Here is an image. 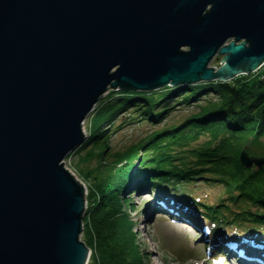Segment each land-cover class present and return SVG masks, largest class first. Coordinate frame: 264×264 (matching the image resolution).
<instances>
[{"label": "water", "instance_id": "95a60500", "mask_svg": "<svg viewBox=\"0 0 264 264\" xmlns=\"http://www.w3.org/2000/svg\"><path fill=\"white\" fill-rule=\"evenodd\" d=\"M216 54L225 65L207 69ZM263 66L264 0H0V264L87 263L85 189L62 162L109 90L224 83ZM239 163L264 158L244 148Z\"/></svg>", "mask_w": 264, "mask_h": 264}, {"label": "trees", "instance_id": "16d2710c", "mask_svg": "<svg viewBox=\"0 0 264 264\" xmlns=\"http://www.w3.org/2000/svg\"><path fill=\"white\" fill-rule=\"evenodd\" d=\"M262 77V80L240 77L227 83L213 82L195 87H178L169 89L168 94L152 93L146 96L141 93L121 92L117 98L98 108V117L104 113L109 117L111 113L113 116L121 114L128 105L137 102L136 108L145 117L142 121L149 126L160 123V118H166L176 105L197 111L187 116L178 127L171 126L162 132L151 133L146 140L139 141L137 147H132L134 151L127 152L129 154L120 159L119 164L123 163V168L118 179L110 181V177H113L107 171L104 173L105 177L99 173L93 178L89 173L85 175L86 179L94 181L92 185L95 189L94 193L87 191L89 202L83 216L82 239L92 251L89 264H143V259H140L134 246L136 236L131 232V224L122 200V194L135 183L152 185L154 189L172 183L175 190V186L207 172L219 177V182L226 187V193L237 192V198L232 196L231 202L242 200L258 205L264 212L261 189L262 186L264 188V167L261 170L248 171L238 161L244 147L251 156L264 157V73ZM175 95L181 98L170 109L161 105L163 100ZM199 136H208L210 142L203 149L187 150L188 153L185 154H189L193 161L188 163L185 162L187 157L178 159L172 154L176 148H189L186 140L197 141ZM99 140L97 132L85 144L94 145ZM137 150H147V154L135 167ZM177 162L180 164L174 165ZM135 169L144 172L143 182L134 177ZM181 193L174 195L181 201L186 200L184 195L190 194L184 190ZM188 199L191 204L200 206L197 199ZM217 208L227 210L225 205ZM205 212V218L209 222L217 223L218 228H214L217 234L221 226L232 222L225 216L218 215L219 219L214 217L217 212L211 209ZM236 212L235 218L239 216V211ZM247 218L258 226H264V213L251 214Z\"/></svg>", "mask_w": 264, "mask_h": 264}, {"label": "rangeland", "instance_id": "374dc122", "mask_svg": "<svg viewBox=\"0 0 264 264\" xmlns=\"http://www.w3.org/2000/svg\"><path fill=\"white\" fill-rule=\"evenodd\" d=\"M223 58V56L216 54L208 63L207 69L218 71L225 65L222 61ZM263 73L264 70L256 71L252 73L253 76L251 78L262 80L263 77L257 75H263ZM241 76H237L235 79ZM195 86L189 85L187 87ZM169 89L174 88L167 86L156 91L131 93H141L149 96L152 93L168 94L170 92ZM118 93L121 92L109 90L101 98L100 103L95 105L93 111L86 116L80 125L82 135L84 136V144L78 150L68 154L62 162L64 169L85 189L84 214L89 202L87 199V191L90 190L94 193L95 190L92 185L94 181L86 179V174L89 173L92 178L97 173L105 177L104 173L108 172L113 177H110V181L111 179H118L123 168V163L119 164L120 159L124 158L126 154L131 153L132 150L134 151L132 147H137L138 143H140L139 141L146 140L151 133L162 132L171 126L178 127L187 116L197 111L176 105L170 110L166 118H160V123L149 126L146 122L142 121L145 117L142 116L141 110L138 111V108H136V102L135 104L128 105L121 114L118 113L113 116L111 113L108 117L107 113H104L98 117V108L109 100L117 98ZM180 98L178 95L172 98L168 97L163 100L161 105L170 109ZM177 109L180 110L176 111ZM97 132L100 140L94 145H86L87 140L93 137L94 134L97 135ZM102 135L104 136L102 137ZM208 142H210L208 136H199L197 141L192 142H187L186 140V145H189V148H176V151L172 154L176 158L178 157V159L179 157H187L185 162L189 163L192 158L189 154H185L188 153L187 150L203 149ZM146 154L147 150H137V156L134 162L135 167L138 166L140 159H145ZM179 164L180 162L174 163V165ZM263 167L260 169L252 167L251 169L244 170H261ZM133 172L135 174L134 177L140 180V182H143L144 172L136 169ZM193 179L175 186V190L173 189L172 183L164 184L159 187L160 189H154L152 185L143 186L141 183H135L133 187H130L127 192L122 194L123 205L125 206L124 211L129 217L131 232L133 231L136 236L134 246L137 249L140 259H143V264H210L208 262L210 258L208 252L212 250H220V248L224 250V245H227L234 249H230L234 254L237 250L240 251V247L231 244L230 240L239 242L243 240L251 243L252 240L262 238L264 241V226H258L251 219L247 218L251 214L264 213L262 209L257 207L258 205L243 202L242 200L237 203L231 202L230 199L232 196L237 198V192L231 191L226 193V187L219 182V177L211 173H200ZM138 188L143 189V193L139 192ZM261 189L262 198L264 199L263 186ZM182 190L190 193L183 196L186 199L185 201H181L174 196L175 194H182ZM229 193L232 195L229 196ZM189 197L195 200L197 199L196 202L199 201L201 206L204 205L203 207H207L203 201H208V204L212 205L209 209L217 212L214 217L219 219V216H225L228 217L229 221L231 219L232 222L225 225L224 231L220 232L222 237L218 241L215 237L212 238L211 236V222L207 220V217L205 218V215H207L206 212L198 209V206L191 204V201L188 199ZM219 205H225L227 210L225 208H217ZM183 206L190 210L185 209ZM155 207L156 209H154ZM179 207L183 209H178ZM236 211H239L237 218H235ZM202 215L205 219L202 218ZM224 232L231 238L224 237ZM203 238L206 243H203ZM221 239H223V242H221ZM80 241L83 242L82 234ZM261 243L264 244V242ZM221 244L223 246H220ZM86 248L88 249L87 264H89L92 251L88 247ZM247 253H259L264 258V251L256 252L251 249ZM212 256L215 257V254Z\"/></svg>", "mask_w": 264, "mask_h": 264}, {"label": "bare ground", "instance_id": "6f19581e", "mask_svg": "<svg viewBox=\"0 0 264 264\" xmlns=\"http://www.w3.org/2000/svg\"><path fill=\"white\" fill-rule=\"evenodd\" d=\"M264 69V66L263 67H261L257 72H259V71H261V70H263ZM253 75H252V73H250V74H245V75H243V76H241V78H251ZM257 76H259V77H262V75H257ZM139 189V192H141V193H143V189H140V188H138ZM199 202V201H198ZM204 203H206V205H207V208H203L201 205L199 206V208L198 209H201L202 211H207V210H209V208L212 206V205H209L208 204V201H206V200H204L203 201ZM156 206H157V204H156ZM185 209H188L187 207H185V206H183ZM182 208V207H181ZM180 207L178 208V209H181ZM154 209H156V207L154 208ZM184 209V210H185ZM242 209H244V207H242ZM210 227L212 228V233H215L214 232V228H218V225H217V223L216 222H211V224H210ZM222 231H224V226H221L220 227V230H219V233L218 234H220V232H222ZM225 233V232H224ZM245 244H247L248 246H250L251 244L250 243H248V242H246V241H243ZM83 243V242H82ZM203 243H206L204 240H203ZM84 244V243H83ZM220 246H223V244H221ZM220 246H219V248H220ZM221 249V248H220ZM229 250V249H228ZM213 252V250L212 251H210V252H208L209 254L210 253H212ZM221 252H222V254H225V252L223 251V250H221ZM228 254L230 255V257L227 255V254H225V261H231V258H232V260H235L234 261V264H264V258L263 257H261V255H259V253H250V254H248V253H244V254H239V252H236L235 254L234 253H232L231 251H228ZM87 264V263H86Z\"/></svg>", "mask_w": 264, "mask_h": 264}]
</instances>
